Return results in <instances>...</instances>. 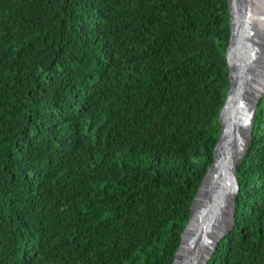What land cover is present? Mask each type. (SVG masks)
Segmentation results:
<instances>
[{"label":"trees","instance_id":"obj_1","mask_svg":"<svg viewBox=\"0 0 264 264\" xmlns=\"http://www.w3.org/2000/svg\"><path fill=\"white\" fill-rule=\"evenodd\" d=\"M228 0H0V264H172L221 132ZM236 223L264 264V96Z\"/></svg>","mask_w":264,"mask_h":264},{"label":"water","instance_id":"obj_2","mask_svg":"<svg viewBox=\"0 0 264 264\" xmlns=\"http://www.w3.org/2000/svg\"><path fill=\"white\" fill-rule=\"evenodd\" d=\"M228 2L230 87L219 115L221 132L172 264H208L233 230L241 190L238 166L249 152L264 96V0Z\"/></svg>","mask_w":264,"mask_h":264}]
</instances>
